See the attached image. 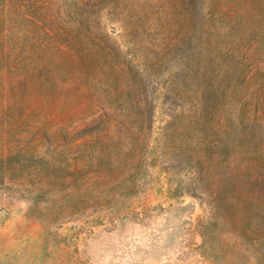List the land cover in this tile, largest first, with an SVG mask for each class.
<instances>
[{
    "label": "rangeland",
    "instance_id": "1",
    "mask_svg": "<svg viewBox=\"0 0 264 264\" xmlns=\"http://www.w3.org/2000/svg\"><path fill=\"white\" fill-rule=\"evenodd\" d=\"M263 177L264 0H0V264H255Z\"/></svg>",
    "mask_w": 264,
    "mask_h": 264
},
{
    "label": "trees",
    "instance_id": "2",
    "mask_svg": "<svg viewBox=\"0 0 264 264\" xmlns=\"http://www.w3.org/2000/svg\"><path fill=\"white\" fill-rule=\"evenodd\" d=\"M255 188L259 194L264 195V177L261 180H256ZM258 222L252 228H240L232 230V237L236 238V243L239 249L248 251L249 255L253 256L255 264H264V219L258 216ZM204 237H209L204 234ZM248 257L246 254L240 255V258Z\"/></svg>",
    "mask_w": 264,
    "mask_h": 264
}]
</instances>
